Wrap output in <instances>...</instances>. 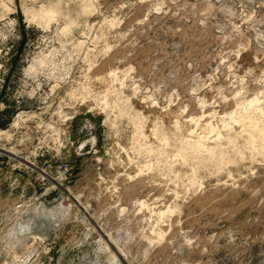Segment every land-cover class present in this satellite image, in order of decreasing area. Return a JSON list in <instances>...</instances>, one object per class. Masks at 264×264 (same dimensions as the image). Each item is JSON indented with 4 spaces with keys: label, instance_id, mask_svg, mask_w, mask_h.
Wrapping results in <instances>:
<instances>
[{
    "label": "rangeland",
    "instance_id": "1",
    "mask_svg": "<svg viewBox=\"0 0 264 264\" xmlns=\"http://www.w3.org/2000/svg\"><path fill=\"white\" fill-rule=\"evenodd\" d=\"M36 197L62 264H264V0H0V215Z\"/></svg>",
    "mask_w": 264,
    "mask_h": 264
},
{
    "label": "built area",
    "instance_id": "2",
    "mask_svg": "<svg viewBox=\"0 0 264 264\" xmlns=\"http://www.w3.org/2000/svg\"><path fill=\"white\" fill-rule=\"evenodd\" d=\"M68 165L67 162H64L58 167L59 172L64 175V178L67 177L70 169ZM52 178L57 182L56 177ZM47 206L48 203L42 197H36L33 201L22 198L13 207L8 209L9 212L14 213L13 216L8 219L6 216L3 218V214L0 215L3 220V222L0 220L2 222L1 225H3L0 228H6L5 231L3 230L4 234L0 236V264H62L60 262L62 258L60 256L56 258L53 250L54 246L48 247L44 236L40 233L37 235L32 234L25 229L26 222L30 218V213L33 212L35 217H43L44 215L42 214H45L44 210L38 211L36 208L43 207L45 209ZM86 219H88L87 212L81 214L79 220L80 222L86 223ZM11 221L13 222L11 223ZM78 242L68 245L69 247H66L65 250L70 253L72 251L75 254L78 246H80ZM13 248L15 253H13ZM16 249L20 253H16ZM76 255H78V252Z\"/></svg>",
    "mask_w": 264,
    "mask_h": 264
},
{
    "label": "bare ground",
    "instance_id": "3",
    "mask_svg": "<svg viewBox=\"0 0 264 264\" xmlns=\"http://www.w3.org/2000/svg\"><path fill=\"white\" fill-rule=\"evenodd\" d=\"M258 98L257 97H254V98H252L249 102H248V106H249V109L250 110H252V108L254 107V105H256V104H258ZM247 106V105H246ZM257 106V105H256ZM258 108V107H257ZM260 109V108H259ZM259 109H257V110H259ZM240 111L241 112H243L242 111V109H240ZM237 112V111H236ZM236 112H235V114H233V115H231V118L233 119V120H238V121H250V122H254L255 120H251L252 118H253V116L254 115H252V114H250V112H252V111H249V113H248V115L244 112L243 114L241 113V115L240 116H238V115H236ZM254 112H255V110H254ZM240 113V112H239ZM238 113V114H239ZM256 116H257V114H255ZM241 119V120H240ZM254 123H257L256 121L254 122ZM196 132V131H195Z\"/></svg>",
    "mask_w": 264,
    "mask_h": 264
}]
</instances>
